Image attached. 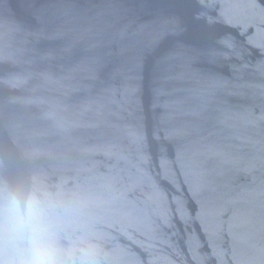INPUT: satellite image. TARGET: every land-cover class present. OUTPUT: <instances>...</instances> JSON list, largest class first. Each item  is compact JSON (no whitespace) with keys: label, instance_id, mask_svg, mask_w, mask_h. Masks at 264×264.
I'll use <instances>...</instances> for the list:
<instances>
[{"label":"water","instance_id":"95a60500","mask_svg":"<svg viewBox=\"0 0 264 264\" xmlns=\"http://www.w3.org/2000/svg\"><path fill=\"white\" fill-rule=\"evenodd\" d=\"M33 182L98 264H264V0H0V185Z\"/></svg>","mask_w":264,"mask_h":264},{"label":"clouds","instance_id":"9594fccd","mask_svg":"<svg viewBox=\"0 0 264 264\" xmlns=\"http://www.w3.org/2000/svg\"><path fill=\"white\" fill-rule=\"evenodd\" d=\"M77 212L38 182L0 185V264H98V249L73 227Z\"/></svg>","mask_w":264,"mask_h":264}]
</instances>
